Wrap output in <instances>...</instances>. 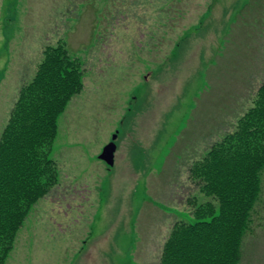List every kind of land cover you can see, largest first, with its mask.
Listing matches in <instances>:
<instances>
[{
  "label": "rangeland",
  "instance_id": "374dc122",
  "mask_svg": "<svg viewBox=\"0 0 264 264\" xmlns=\"http://www.w3.org/2000/svg\"><path fill=\"white\" fill-rule=\"evenodd\" d=\"M218 3L0 0V134L45 47L64 43L82 73L50 152L58 181L32 206L5 264L159 263L176 219L193 221L180 214L197 195L190 177L196 158L190 146H173L205 85V28ZM186 38L190 47L179 56ZM114 135L116 164L108 167L97 157ZM259 210L239 264H264V203Z\"/></svg>",
  "mask_w": 264,
  "mask_h": 264
},
{
  "label": "trees",
  "instance_id": "16d2710c",
  "mask_svg": "<svg viewBox=\"0 0 264 264\" xmlns=\"http://www.w3.org/2000/svg\"><path fill=\"white\" fill-rule=\"evenodd\" d=\"M82 73L64 43L48 45L33 79L23 85L0 134V264L32 206L57 183L50 158L58 120L82 90ZM264 173V82L236 130L190 169L198 188L190 213L178 221L158 264H239L244 237L260 214L255 205ZM264 180V179H263Z\"/></svg>",
  "mask_w": 264,
  "mask_h": 264
},
{
  "label": "crops",
  "instance_id": "0c3cea01",
  "mask_svg": "<svg viewBox=\"0 0 264 264\" xmlns=\"http://www.w3.org/2000/svg\"><path fill=\"white\" fill-rule=\"evenodd\" d=\"M218 1L219 3L214 7L216 11L205 28L207 32L205 63L197 61V64H203L200 65L199 71L205 76V85L200 92H197L198 97H194L192 111L195 114L191 113L193 114L191 124L189 123V127L186 126L183 129V133L173 146V149L178 148L180 151H185L187 146H190L196 162L203 159L213 145L235 131L236 123L254 106L257 92L264 82L262 44L264 41V0ZM208 12L207 20L211 16V8ZM197 29L199 26H194L189 31L194 32ZM185 42L187 46L179 51V56L190 47L187 38ZM178 48V45L174 47L169 59L174 58L173 53ZM188 50L187 54H189ZM169 59H167L168 62L171 61ZM150 75L151 73H147L143 79L147 80ZM198 101H201V104ZM204 121L207 126L205 130L201 127ZM115 164L116 151L113 167ZM162 169H168L166 160L162 164ZM136 174L134 172L130 174L131 179ZM87 182L84 179L82 185L87 187ZM164 186L169 189L167 182ZM133 188L132 185L126 186V189ZM196 190L198 193V189ZM163 191L161 190L162 193ZM188 201L191 205L194 203L192 198ZM189 207H186L188 210L181 211L180 216L186 219L192 218ZM180 219H176L175 222L185 221Z\"/></svg>",
  "mask_w": 264,
  "mask_h": 264
},
{
  "label": "water",
  "instance_id": "95a60500",
  "mask_svg": "<svg viewBox=\"0 0 264 264\" xmlns=\"http://www.w3.org/2000/svg\"><path fill=\"white\" fill-rule=\"evenodd\" d=\"M115 139L116 136L114 135L111 141L104 146L101 153L97 157L100 161L104 162L108 167H112L114 164V154L116 151V145L114 143Z\"/></svg>",
  "mask_w": 264,
  "mask_h": 264
}]
</instances>
